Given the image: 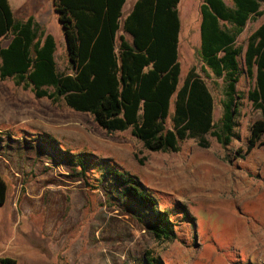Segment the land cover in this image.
I'll return each instance as SVG.
<instances>
[{"label": "rangeland", "instance_id": "rangeland-1", "mask_svg": "<svg viewBox=\"0 0 264 264\" xmlns=\"http://www.w3.org/2000/svg\"><path fill=\"white\" fill-rule=\"evenodd\" d=\"M10 1L20 19L27 0ZM201 2L178 4L179 84L195 66L213 95L217 122L225 81L200 59ZM44 6L49 20L42 26L55 39L57 68L70 72L57 14ZM260 9L262 15L248 20L236 39L242 48L243 71L236 83L242 98L237 135L226 146L207 134L208 147L188 138L179 151H150L128 129L107 132L91 114L75 111L63 100L37 98L29 87L0 78V173L8 185L0 204V257L13 258L15 264H144L147 256L163 264H264V137L247 150L250 126L261 113L247 98L255 76L243 65L248 36L264 20V2ZM120 34L122 30L117 44ZM6 43L3 38L0 46ZM45 135L62 150L90 153L136 176L160 208L174 214L175 237L155 238L118 192L100 182L94 166L79 176L35 139Z\"/></svg>", "mask_w": 264, "mask_h": 264}, {"label": "trees", "instance_id": "trees-1", "mask_svg": "<svg viewBox=\"0 0 264 264\" xmlns=\"http://www.w3.org/2000/svg\"><path fill=\"white\" fill-rule=\"evenodd\" d=\"M126 0H53L65 39L70 72L55 61L52 34L32 16L18 19L8 0H0V78L30 88L35 97L63 100L75 111L87 112L107 132L129 130L150 151H179L180 142L192 138L208 147L207 134L222 145L236 137L239 99L236 83L242 73L236 45L248 20L262 15L264 0H202L199 55L215 77L225 81L222 114L214 121V98L195 66L181 84L179 76L180 0H135L122 18ZM122 30V34L117 33ZM126 34L130 37H126ZM246 73L255 76L247 98L261 113L250 126L247 150L264 137V20L252 31L243 52ZM172 105V113H170ZM71 164L84 177L92 166L110 192H118L125 205L138 213L157 239L175 237L176 218L169 208L128 172L87 152L62 150L51 137L35 138ZM8 185L0 173V204ZM185 214V213H184ZM0 264H15L0 257ZM144 264H163L154 256Z\"/></svg>", "mask_w": 264, "mask_h": 264}, {"label": "crops", "instance_id": "crops-1", "mask_svg": "<svg viewBox=\"0 0 264 264\" xmlns=\"http://www.w3.org/2000/svg\"><path fill=\"white\" fill-rule=\"evenodd\" d=\"M8 1H9V4H10L12 10H13V13L15 14V16L17 18H19V16H17V12L13 8L11 1L10 0H8ZM134 2H135V0H126L125 1V3L122 6V18L121 19H124L126 14L131 10ZM126 3L128 4V6H127L125 12H123L124 7L126 6ZM24 4H27V6L26 5L24 6ZM44 4L48 5L50 10L54 9L53 0H27V1H25L22 4L23 10H20L21 15H23L20 19L25 20L29 16H32L35 21L39 22L42 25L45 24V22H47L49 19H48V16L46 14L48 8H44L45 7ZM46 32H48L47 27H46Z\"/></svg>", "mask_w": 264, "mask_h": 264}]
</instances>
